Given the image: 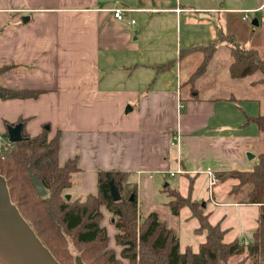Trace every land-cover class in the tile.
Listing matches in <instances>:
<instances>
[{"label":"crops","instance_id":"0c3cea01","mask_svg":"<svg viewBox=\"0 0 264 264\" xmlns=\"http://www.w3.org/2000/svg\"><path fill=\"white\" fill-rule=\"evenodd\" d=\"M117 8L129 9L123 19L114 17ZM246 10L264 12V0H0V86L35 93L0 98V136L20 119L30 136L43 127L49 137L57 133L59 164L74 159L77 165L67 188L72 198L96 194L101 170L130 173L139 214H156L176 234L180 250H197L206 232L197 230L188 207L172 213L169 189L201 202L209 222L225 231V242H250L259 205L226 200L222 189L230 188L219 179L210 199L208 171L253 169L264 155V130L248 119L264 114L239 107L230 89L207 94L197 85L223 44L230 75L225 43L193 82L202 56L179 57L217 39L219 30L238 41L226 25L245 22ZM259 78L247 81L257 93L264 84ZM101 211L114 247L116 229L109 211ZM233 214L242 219L239 233L221 225ZM187 222V232L198 236L195 244L180 240Z\"/></svg>","mask_w":264,"mask_h":264},{"label":"trees","instance_id":"16d2710c","mask_svg":"<svg viewBox=\"0 0 264 264\" xmlns=\"http://www.w3.org/2000/svg\"><path fill=\"white\" fill-rule=\"evenodd\" d=\"M225 43L232 58L229 73L234 78H242L259 72L257 82H264V57L254 48H246L234 35L218 32L217 39L181 50L179 57L192 51L202 52L198 67L191 73L189 82L200 76L215 53L218 45ZM35 93L12 90L0 86V98H26ZM260 130H264V115L249 117ZM24 119L20 123L23 139L13 142L0 152V175L6 181L11 201L33 228L37 236L48 247L60 264H76L80 259L85 264H122L128 259L130 264H227L231 256L247 250L252 264L264 260V155L250 171H228L216 173L239 179L251 185L248 203L259 205L257 226L251 234L248 245L240 239L230 242L223 240L225 231L213 225L204 213L201 202L182 195L176 189H169L167 201L172 213L178 215L183 207H188L192 216L198 218V231H205V239L197 250L187 246L180 250L176 234L151 213L142 218L136 229L137 189L131 183V174L120 170L99 171L96 194L88 193L83 198L67 197L65 190L71 185V175L77 170L74 159L58 161L59 135L49 137L48 127L30 136L25 132ZM7 137V130L3 132ZM30 173L35 174L46 189L40 196L35 189ZM113 182L120 198L114 200L110 182ZM239 182V183H240ZM240 183V184H241ZM105 206L112 213V223L116 228L114 244L119 252L109 247L106 228L101 225Z\"/></svg>","mask_w":264,"mask_h":264},{"label":"rangeland","instance_id":"374dc122","mask_svg":"<svg viewBox=\"0 0 264 264\" xmlns=\"http://www.w3.org/2000/svg\"><path fill=\"white\" fill-rule=\"evenodd\" d=\"M249 17L247 20L241 21L239 24H227L226 27L234 32L236 35L238 41L244 46V47H254L257 48L260 53L262 54L261 56L264 57V12H250L248 13ZM254 18L258 19V25H253L252 20ZM226 46L223 44L215 55V58L209 66L207 73L201 80H197V85L203 89V92H206L207 94H211L214 91H219V94L223 95L226 94V92L230 91L234 95L235 98V103L242 108H244L248 113L251 114H264V84L259 85V93L255 90V88L248 86L247 81L251 78H256L257 76H260L261 74L259 72L254 73L253 75L249 77H242V78H233L228 76V63L229 61L226 60L227 58L226 55L224 54ZM194 54L193 56H202V52L200 51H192L191 53H186V56L189 54ZM196 53V54H195ZM226 53V52H225ZM185 60H182L181 63L184 65ZM227 61V63H226ZM198 65L201 62V59L198 61ZM196 66V68L198 67ZM183 72V70H182ZM181 79H185V74H182ZM198 87V88H199ZM199 88V89H200ZM230 89V90H228ZM228 90V91H227ZM255 97V98H251ZM251 99V100H250ZM258 100V102L256 101ZM264 137V135H263ZM10 146H7V148ZM6 150V149H5ZM4 150V151H5ZM216 177V182L214 185L209 186L208 184V195L210 199H215V192H214V186L218 184V179L222 181L221 187H229L230 189H222L221 195H227L226 200H234L233 202H244L248 203V193L251 189L250 184H243L239 181V179L236 178H226V176H217ZM178 178V177H177ZM176 178V179H177ZM226 178V179H225ZM241 184H240V183ZM232 187V189H231ZM68 190H65V193ZM185 196V195H184ZM71 199H74L71 197ZM105 207V206H102ZM101 207V208H102ZM106 208V207H105ZM107 209V208H106ZM138 209V208H137ZM108 210V209H107ZM109 211V210H108ZM110 213V223H112V213ZM206 214V213H205ZM103 215V214H102ZM183 215V211L181 212V217ZM234 216V217H233ZM232 219L228 220L227 222H222L221 225L223 224H228L229 226H232L231 230L235 231L236 233H239V227L241 226L242 219L239 214L234 215L233 214ZM103 218V216H102ZM194 219V218H191ZM142 220L141 215L139 214V211L137 210L136 212V229L138 231L139 229V224ZM198 221V219L196 218ZM113 224V223H112ZM102 225V224H101ZM191 226L190 222H187L183 226V230L180 234L181 236V241L185 242L188 240L190 243L195 244V237L197 238V235H192L190 232H187V229ZM104 227V226H103ZM116 229V228H115ZM251 234V233H249ZM108 235V234H107ZM240 237L241 235L238 234ZM251 236V235H250ZM230 238V236H228ZM228 239V238H227ZM226 241V240H225ZM241 243H243L245 246L248 245L249 240L247 239H241ZM248 241V242H247ZM230 242V241H229ZM110 248H113L117 251V254L119 252L118 247L115 246H109ZM130 264L128 259L123 258L122 259V264ZM227 264H252V257L248 256L247 250L239 255H234L231 256ZM258 264H264V260H258Z\"/></svg>","mask_w":264,"mask_h":264},{"label":"water","instance_id":"95a60500","mask_svg":"<svg viewBox=\"0 0 264 264\" xmlns=\"http://www.w3.org/2000/svg\"><path fill=\"white\" fill-rule=\"evenodd\" d=\"M252 23L257 24L256 19ZM21 129L19 123L7 126V137L10 142L23 139ZM30 177L38 194L45 195L46 189L39 178L33 173H30ZM110 189L113 199L118 200L120 195L112 181ZM0 264H60L11 201L2 175H0ZM76 264L85 263L77 259Z\"/></svg>","mask_w":264,"mask_h":264},{"label":"built area","instance_id":"2783aa9c","mask_svg":"<svg viewBox=\"0 0 264 264\" xmlns=\"http://www.w3.org/2000/svg\"><path fill=\"white\" fill-rule=\"evenodd\" d=\"M127 11H129V9L117 8V9H114L112 12H113L114 17L118 19H123ZM249 12L250 11L248 10L243 12V16H242L243 19H246L248 17ZM130 22L133 23L134 20H131ZM176 141H177V136H172L171 144H175ZM11 143L12 142L9 141L8 137L4 138L3 136H0V152H3L7 148V146H10ZM178 172H182V170L179 169L175 172H170V174L174 175V173H178ZM208 175H209V186H212L216 182L215 174L212 173L211 171H208Z\"/></svg>","mask_w":264,"mask_h":264}]
</instances>
